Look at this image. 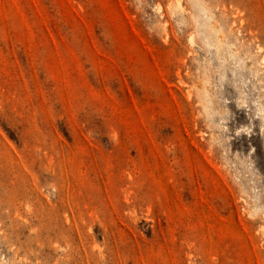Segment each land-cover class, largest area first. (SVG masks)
<instances>
[{
	"label": "rangeland",
	"instance_id": "374dc122",
	"mask_svg": "<svg viewBox=\"0 0 264 264\" xmlns=\"http://www.w3.org/2000/svg\"><path fill=\"white\" fill-rule=\"evenodd\" d=\"M0 264H264V0H0Z\"/></svg>",
	"mask_w": 264,
	"mask_h": 264
}]
</instances>
